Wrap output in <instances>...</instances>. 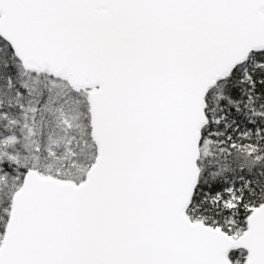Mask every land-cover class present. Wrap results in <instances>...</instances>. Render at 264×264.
Instances as JSON below:
<instances>
[{
    "label": "snow or ice",
    "instance_id": "6c2138e0",
    "mask_svg": "<svg viewBox=\"0 0 264 264\" xmlns=\"http://www.w3.org/2000/svg\"><path fill=\"white\" fill-rule=\"evenodd\" d=\"M0 264H264V0H0Z\"/></svg>",
    "mask_w": 264,
    "mask_h": 264
}]
</instances>
